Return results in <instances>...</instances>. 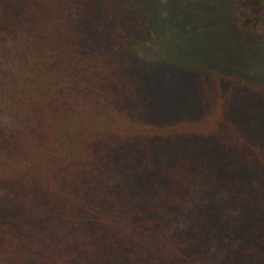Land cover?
<instances>
[{"label":"trees","instance_id":"obj_1","mask_svg":"<svg viewBox=\"0 0 264 264\" xmlns=\"http://www.w3.org/2000/svg\"><path fill=\"white\" fill-rule=\"evenodd\" d=\"M0 264H264V0H0Z\"/></svg>","mask_w":264,"mask_h":264},{"label":"rangeland","instance_id":"obj_2","mask_svg":"<svg viewBox=\"0 0 264 264\" xmlns=\"http://www.w3.org/2000/svg\"><path fill=\"white\" fill-rule=\"evenodd\" d=\"M237 2H241L242 0H236ZM232 62V59H231ZM221 62H214L212 64H210L209 66L206 67V71H204L206 74L202 79V82L200 86H202L204 88V86H206V98L208 99V103L214 102V101H219L222 98L224 99H228L230 100L229 95H227V88H226V83H225V77L223 80H219V72L217 71L218 69V65ZM185 87L186 85L179 89L178 91H183L185 92ZM166 91L167 89L164 88L162 85H160V89L157 91L159 94V99L160 101L164 100V97L166 95ZM170 93V92H168ZM186 95V93H185ZM183 98H185L183 96V94L181 95ZM170 97H166V99H169Z\"/></svg>","mask_w":264,"mask_h":264}]
</instances>
